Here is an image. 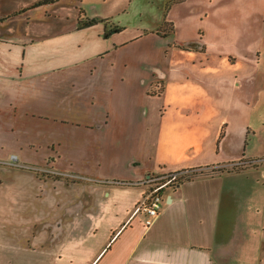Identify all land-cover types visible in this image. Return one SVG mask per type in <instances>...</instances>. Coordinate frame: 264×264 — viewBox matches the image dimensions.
I'll return each instance as SVG.
<instances>
[{"label":"crops","instance_id":"obj_1","mask_svg":"<svg viewBox=\"0 0 264 264\" xmlns=\"http://www.w3.org/2000/svg\"><path fill=\"white\" fill-rule=\"evenodd\" d=\"M240 2L171 0L146 31L93 16L83 0H0V136L73 129L74 156L51 142L42 163L82 179L54 187L0 156V264H239L222 248L246 237L250 263L262 264L264 167L248 163L264 158L252 157L264 0H250L253 29L225 19ZM147 38L152 60L140 53ZM114 123L126 128L108 136V153L126 156L109 155L104 170L97 130ZM215 167L224 169L162 189L149 227L131 217L149 176Z\"/></svg>","mask_w":264,"mask_h":264},{"label":"rangeland","instance_id":"obj_2","mask_svg":"<svg viewBox=\"0 0 264 264\" xmlns=\"http://www.w3.org/2000/svg\"><path fill=\"white\" fill-rule=\"evenodd\" d=\"M171 0H83L84 7L82 5L83 10L89 11V13L93 16L99 15H108V20L113 25L118 26H129L135 27L140 30H154L161 26L164 14L168 8V5ZM228 1V0H225ZM81 6V5H80ZM256 5L250 0H241L240 5L233 7V8H226L224 10L226 20L231 21L233 18L238 19L240 23L250 24L251 28L253 29L255 23L258 21V13L256 12ZM85 12V11H84ZM255 18V20H254ZM258 24L256 28H259ZM153 41L152 38H147L143 41H140V53H143L145 59H154L155 55L158 52V48L156 47V43ZM136 50V47H135ZM121 54V53H120ZM261 60L264 61V53H262ZM259 69L263 70V65L260 64ZM264 86V76L259 75L258 78V88ZM258 110H256L257 112ZM264 110H262L263 112ZM263 116L255 119V124L257 126V135L261 136L259 138V147H257L254 151L253 159H260L264 157V113ZM34 131L39 129V125L33 123L32 124ZM126 128L124 124L114 123L107 126L105 129H101L98 131V136L101 138V144L103 146L105 152V165L103 166L104 170H108V156L110 155L111 159H123L126 156V152H119L120 155L112 156V154L108 153V147L105 144V141H108V136H121V130ZM73 129L65 130V129H58L56 128L49 132L51 136H0V156L9 155L10 163L12 165H19L22 168L29 170L32 172L34 177L38 180L50 181L53 183L54 187L58 183V181L64 182H75L78 180H82L79 177V174L75 173H62L56 169H53L51 166L47 165L48 159L46 158L42 163V159L44 155L47 153L49 154L50 147L47 146L53 142H59L62 144L63 150H65V145L68 146L69 151L66 155L74 156L73 150L76 143L77 136H73ZM150 136V135H146ZM32 144L31 148L27 146V144ZM21 153L22 157H27L28 162H20L17 155ZM13 153V154H12ZM20 157V156H19ZM21 158V157H20ZM18 159V160H17ZM248 164L253 165H261L264 167V158L261 160H254L250 161ZM241 166L238 167L234 166L233 168H242L243 165L246 163L240 164ZM222 170L224 167H215V168H208L201 171L203 174H212L216 170ZM227 169V168H225ZM191 172L180 174L177 177H183ZM164 179H160L159 181H163ZM158 181V182H159ZM43 191V190H42ZM41 191V192H42ZM41 195V194H38ZM240 209L242 211L243 217L245 216V212H251L247 207V202H243L240 205ZM245 209H247L245 211ZM242 242L240 246H226L228 248H222L224 259H227L230 256L235 257L236 260L240 261L239 264H253L250 261L255 260L256 256V249L254 243L251 241L250 238H242ZM234 244V241H233ZM232 244V245H233ZM233 248V249H232ZM229 259V258H228ZM264 264V258L262 261Z\"/></svg>","mask_w":264,"mask_h":264},{"label":"built area","instance_id":"obj_3","mask_svg":"<svg viewBox=\"0 0 264 264\" xmlns=\"http://www.w3.org/2000/svg\"><path fill=\"white\" fill-rule=\"evenodd\" d=\"M162 178L164 180L159 181ZM176 178V174L170 173L163 176H149L143 180L141 183L148 184V189L135 204L131 217L140 214L144 227L152 225L159 215V208L162 203V189L176 185L174 183Z\"/></svg>","mask_w":264,"mask_h":264},{"label":"trees","instance_id":"obj_4","mask_svg":"<svg viewBox=\"0 0 264 264\" xmlns=\"http://www.w3.org/2000/svg\"><path fill=\"white\" fill-rule=\"evenodd\" d=\"M44 1L46 2V1H51V0H44ZM190 172L191 173L184 175L183 177H180V178L177 177L176 180L174 181V183L180 184L183 181L190 180V179L197 177L199 175H203V173L201 171L197 172L196 170H191Z\"/></svg>","mask_w":264,"mask_h":264}]
</instances>
